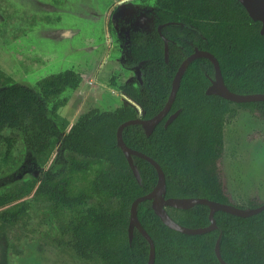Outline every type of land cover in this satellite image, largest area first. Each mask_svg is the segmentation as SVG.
Returning a JSON list of instances; mask_svg holds the SVG:
<instances>
[{
	"label": "trees",
	"instance_id": "16d2710c",
	"mask_svg": "<svg viewBox=\"0 0 264 264\" xmlns=\"http://www.w3.org/2000/svg\"><path fill=\"white\" fill-rule=\"evenodd\" d=\"M149 12L153 20L148 30H127L118 23L113 27L122 45L121 64L134 71L140 67L142 73V81L135 72L134 80L119 88L142 107L143 117L153 116L164 106L179 64L195 47L214 53L231 90L264 92L261 22L252 19L239 0H155ZM159 24H164L162 33L169 38L168 60ZM214 76L209 58L191 61L169 113L149 135L141 124L125 126L124 141L161 165L167 197L203 196L238 206H258L264 203L258 194L241 204L229 189L223 167L224 128L236 106L264 118V100L235 102L207 94ZM81 80L80 72L67 68L42 75L34 88L0 68V139L11 145L14 139L1 131L19 130L40 158L59 139L58 150L68 159L66 175L48 168L39 179L0 194V208L5 207L0 219L6 224L18 222L30 206L23 198L31 193L48 200L55 214L62 216L66 242L79 258L95 264H146V237L135 228L129 241L130 205L136 196L154 187L157 170L149 160L133 154L139 182L116 136L118 125L136 117L137 109L128 103L106 110L92 107L70 122L58 109ZM177 109L178 115L165 125L167 116ZM27 167L24 164L19 172ZM88 173L91 180L75 191V177ZM166 208L187 226L210 222L206 204ZM137 210L155 243L154 264H221L215 253L217 237L222 257L231 264H264V209L249 216L217 210V228L203 233L169 227L154 211L151 199L140 201Z\"/></svg>",
	"mask_w": 264,
	"mask_h": 264
},
{
	"label": "rangeland",
	"instance_id": "374dc122",
	"mask_svg": "<svg viewBox=\"0 0 264 264\" xmlns=\"http://www.w3.org/2000/svg\"><path fill=\"white\" fill-rule=\"evenodd\" d=\"M154 1L0 0V68L34 88L42 75L74 68L85 85L68 92L69 98L78 99L77 111L128 103L141 115L142 107L119 88L134 80L135 71L123 70L122 45L113 27L118 23L127 30L150 29ZM73 107L61 108L62 113L71 109L75 114ZM1 133L14 140L8 145L0 139V194L39 179L48 168L59 176L67 174L68 159L58 150L59 139L40 158L21 131L6 128ZM26 163L27 169L19 172ZM223 167L238 203L246 204L254 194L264 199V118L247 107L236 106L225 124ZM91 178V173L77 175L74 190ZM23 199L30 206L18 222L6 224L0 219V264H95L79 258L67 244L64 219L48 200L31 193Z\"/></svg>",
	"mask_w": 264,
	"mask_h": 264
},
{
	"label": "water",
	"instance_id": "95a60500",
	"mask_svg": "<svg viewBox=\"0 0 264 264\" xmlns=\"http://www.w3.org/2000/svg\"><path fill=\"white\" fill-rule=\"evenodd\" d=\"M243 6L248 11L249 15L254 20H259L261 22L260 32L264 34V0H239ZM164 24H159L158 31L164 40V51L165 58L168 60L169 55V38L162 33V27ZM207 57L209 58L215 68V76L211 79L210 84L206 88L207 94H218L224 98H227L231 101L235 102H245V101H253V100H264V92H249V93H240L231 90L225 83L224 76L222 74V70L220 67V63L218 58L214 55L213 52L207 49H202L195 47L194 50L188 54L179 64L176 73L173 78L172 87L168 99L164 106L153 116L151 117H143L141 115H137L134 118H130L122 121L117 128L116 136H117V144L121 147L124 152L126 159L130 165L131 170L133 171L135 177L140 182L141 175L139 172V168L137 164L133 160V154L141 156L147 160H149L157 170V181L154 187L147 193L136 196L130 205V215H129V223H128V237L129 241L132 240L134 229L137 228L148 240L149 242V254L146 264H154L155 262V243L151 235L142 225L139 217H138V204L140 201L145 199H151L152 207L154 211L161 217V219L171 228L179 230L181 232L186 233H203L217 228V221L215 218V212L217 210L227 211L239 216H249L255 213H258L264 209V203L258 206H238L232 203L220 202L217 200H213L203 196H184V197H176V196H166V178L165 173L161 167V165L151 156L146 153L134 149L126 144L123 138V129L125 126L138 123L143 126L147 135L151 134L154 130L155 126L169 113V110L173 104V101L176 97L178 88L180 86L181 78L191 61L198 57ZM137 77L140 81H142V73L140 67H137L135 70ZM130 99H132L130 97ZM180 109L170 113L166 120L165 125H168L179 113ZM143 113V111H142ZM197 203L206 204L209 206V224L205 226H197L191 227L184 225L177 220H175L167 211V206L177 207V208H190ZM215 253L221 264H231L226 261L222 255L220 250V237H217L215 242Z\"/></svg>",
	"mask_w": 264,
	"mask_h": 264
},
{
	"label": "crops",
	"instance_id": "0c3cea01",
	"mask_svg": "<svg viewBox=\"0 0 264 264\" xmlns=\"http://www.w3.org/2000/svg\"><path fill=\"white\" fill-rule=\"evenodd\" d=\"M123 70L124 71H129V69H125V67L123 68ZM129 78V77H128ZM84 79H82L81 80V82H80V85L77 87L78 88V91L82 88V86L84 87L85 85L84 84H82V81H83ZM84 83V82H83ZM121 82H119V84H120ZM124 83V82H123ZM122 84V83H121ZM76 88V89H77ZM129 97V96H128ZM130 98V97H129ZM78 101V99L76 98V96L75 97H72V98H69L68 99V101H67V103L66 104H64V105H62V106H60L59 107V109H58V113L61 115V116H63V117H66L70 122H75L77 119H78V117H79V115L81 114V111H77L78 110V108L77 107H79V103L77 102ZM72 105V106H74L73 107V111H77V112H75V114H73L72 112H71V109H70V112L68 113V112H65V113H62V109L64 108V107H67V106H69L70 104ZM78 105V106H77ZM62 108V109H61Z\"/></svg>",
	"mask_w": 264,
	"mask_h": 264
}]
</instances>
